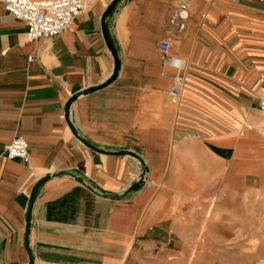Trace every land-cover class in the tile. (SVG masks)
Instances as JSON below:
<instances>
[{
	"label": "crops",
	"instance_id": "crops-1",
	"mask_svg": "<svg viewBox=\"0 0 264 264\" xmlns=\"http://www.w3.org/2000/svg\"><path fill=\"white\" fill-rule=\"evenodd\" d=\"M112 2L35 42L0 4V264H131L172 233L179 204L264 162V3ZM160 42L184 62L174 103ZM16 137L26 164L3 155Z\"/></svg>",
	"mask_w": 264,
	"mask_h": 264
},
{
	"label": "rangeland",
	"instance_id": "rangeland-1",
	"mask_svg": "<svg viewBox=\"0 0 264 264\" xmlns=\"http://www.w3.org/2000/svg\"><path fill=\"white\" fill-rule=\"evenodd\" d=\"M200 197L182 210L179 204L172 233L131 264H264V162L252 176L211 184Z\"/></svg>",
	"mask_w": 264,
	"mask_h": 264
},
{
	"label": "built area",
	"instance_id": "built-area-1",
	"mask_svg": "<svg viewBox=\"0 0 264 264\" xmlns=\"http://www.w3.org/2000/svg\"><path fill=\"white\" fill-rule=\"evenodd\" d=\"M93 0H0L4 11L13 19L22 22L26 27V39L35 42L40 39L56 37L69 29L77 18ZM245 2L264 3V0H243ZM188 19L186 2H181L172 11L169 25L177 32L185 28ZM158 52L166 64L173 70V87L168 92L170 102H176L179 92L184 86L182 59L169 54L167 42H160ZM259 110L264 119V97L259 101ZM261 139L264 146V123L261 130ZM4 157L7 160L28 162V144L22 137H16L5 146ZM140 176V175H139Z\"/></svg>",
	"mask_w": 264,
	"mask_h": 264
},
{
	"label": "water",
	"instance_id": "water-1",
	"mask_svg": "<svg viewBox=\"0 0 264 264\" xmlns=\"http://www.w3.org/2000/svg\"><path fill=\"white\" fill-rule=\"evenodd\" d=\"M116 2H117V0H113V2L111 3V5L109 6L107 12H110V11H111V9L113 8V6L115 5ZM102 34H103V37H104L105 42H106L107 45H108V39H107V34H106V30H105V26H104V24L102 25ZM118 65H119V64H118V61H117V59L114 57V71H115V72L118 70ZM113 78H114V77H111L110 80H109L107 83H109L110 81H112ZM99 88H100V87H99ZM75 99H76V96L73 97V98H71V99L67 102V104H66V106H65V111H64V113H65V120H66L67 124H69V123H68L69 107H70L71 103H72ZM85 145H86V144H85ZM86 146H87L89 149H92V150L94 149V148H92V147H90V146H88V145H86ZM118 155H120V154H118ZM134 158H135L136 160H138L137 157H134ZM138 161H139V160H138ZM145 173H146V172H145L144 168H142V169H141V172H140V176H139V178H138L136 184H135V185L133 186V188L131 189L132 192H135V191L139 190V189L142 187L143 182H144V179H145ZM43 182H44V180H41V181L37 182V183L34 185L33 190H32V192H31L30 205H31L32 201L34 200V198H35V196H36V194H37L39 188L42 186ZM28 225H29V211L27 212V216H26V226H28Z\"/></svg>",
	"mask_w": 264,
	"mask_h": 264
}]
</instances>
